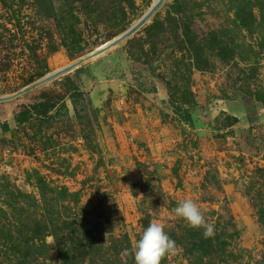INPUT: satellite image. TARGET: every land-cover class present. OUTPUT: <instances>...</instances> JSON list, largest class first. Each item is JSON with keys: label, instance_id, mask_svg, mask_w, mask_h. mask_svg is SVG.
I'll return each instance as SVG.
<instances>
[{"label": "rangeland", "instance_id": "rangeland-1", "mask_svg": "<svg viewBox=\"0 0 264 264\" xmlns=\"http://www.w3.org/2000/svg\"><path fill=\"white\" fill-rule=\"evenodd\" d=\"M94 1L0 0V98L13 96L0 100V261L16 263L17 242L64 264L68 237L104 233L106 248L126 234L139 264H264V0H165L117 45L15 95L121 36L157 0H117L118 18ZM238 4L253 8L251 27ZM212 31L233 59L195 54L190 40ZM168 84L192 93L193 125L174 113ZM44 94L66 108L19 125Z\"/></svg>", "mask_w": 264, "mask_h": 264}, {"label": "trees", "instance_id": "trees-1", "mask_svg": "<svg viewBox=\"0 0 264 264\" xmlns=\"http://www.w3.org/2000/svg\"><path fill=\"white\" fill-rule=\"evenodd\" d=\"M38 3H42V1L45 0H37ZM67 1V0H66ZM87 1L86 8L91 4L93 0H84ZM121 2V0H119ZM95 6H104L106 11L110 12V17L115 16L116 18L118 13V6H117V0H95ZM103 2V4H102ZM69 3V2H68ZM70 4V3H69ZM52 8V6L50 7ZM261 9V18L264 21V11L263 8ZM105 11V12H106ZM53 16L55 17V13L53 11ZM236 19L239 22L240 26L242 27H251L255 24V22L258 21L256 14L254 13L253 8L246 9V7L238 4L237 10H236ZM68 32L70 35L77 34L76 28L73 24H69L68 26ZM138 43L134 45L130 44L129 48V55L135 59V60H141L146 52L144 44L137 40ZM194 41L190 40V46L192 47V50H194L195 54L204 56L206 55V51H213L216 55H218L223 61H230L235 57L236 49L233 48L230 44L227 42L225 43L219 36L217 31H212L209 33V35L206 38H203L202 41ZM182 46H180L181 48ZM58 49V47L54 46L50 49V52H54ZM153 53L157 52V47L154 45L153 48H151ZM47 66L46 61H44L43 68H39V70L36 71V74L32 75L30 77V81H27L26 84L31 83L41 77H43L46 73ZM81 68H77L76 72L79 73ZM70 79V78H69ZM71 80V79H70ZM72 89H74V93L72 94V98H78L80 97L81 93L79 91L78 85L71 80V86ZM182 87V88H181ZM177 86L174 87L172 84H168V91H169V102L172 106V109L174 113L177 115V117L184 123L193 125L194 118L193 113L191 110V105L194 102L193 95L188 91L186 86ZM70 89V91L72 90ZM257 96V94H256ZM258 99H262L261 97H257ZM64 100V98H60L58 100H55L52 98V96H49L48 94H44L42 98L32 104L24 105L22 110H20L16 115L15 119L16 122L21 125L25 122L29 121H39L40 123H43L44 121H47L51 118V112L56 109V107L59 104H63L60 102V100ZM64 108H66V104L64 102L63 104ZM53 117V115H52ZM238 118H234L233 123H237ZM147 171V170H146ZM150 215L144 220L145 226L147 228L151 229V225L149 223L150 221ZM69 224H71L69 222ZM54 236L60 243H65L64 240H62L59 237V234L57 230L55 229L53 231ZM101 237H95V236H87L84 240L81 239V242H78L74 238H67L68 246L63 248L62 251V257L64 260V264H139L138 259L136 257L132 242L130 238L123 234L120 237H113L111 242L109 243V247H104V244L106 242V238L104 237V233H102ZM165 235V233H164ZM163 235V236H164ZM159 236H157V239ZM179 241V239H178ZM207 241L211 243V239L208 238ZM30 244V243H29ZM26 245V249H24L20 244L12 243V248L15 256H16V263L15 264H46L44 261L40 262L38 261L39 258L34 254L31 249L30 245ZM95 244L99 245L94 249ZM88 246H93L88 248ZM188 249V248H187ZM191 253V250H189ZM0 264H5L4 262L0 261Z\"/></svg>", "mask_w": 264, "mask_h": 264}, {"label": "water", "instance_id": "water-1", "mask_svg": "<svg viewBox=\"0 0 264 264\" xmlns=\"http://www.w3.org/2000/svg\"><path fill=\"white\" fill-rule=\"evenodd\" d=\"M165 0H157L156 3L149 9L148 12H146L144 14V16L138 20L130 29H128L126 32H124L121 36H119L118 38H116L115 40L111 41V42H107L104 46H102L101 48H99L98 50L92 52L91 54H89L88 56L82 58L81 60H79L78 62H75L73 64H70L64 68H61L60 70H57L56 72L46 76L45 78L39 80L38 82L24 88L21 92L15 94H21L22 92H26L29 89H32L38 85H40L41 83L47 82L49 80H52L54 78H57L58 76H60L63 73H66L68 71H70L71 69H73L75 66H78L80 63L88 60L89 58H92L100 53H102L103 51L111 48L114 45H117L118 43H120L121 41H123L124 39H126L128 36H130L132 33H134L139 27H141L144 23H146L150 17L155 13V11L161 6V4L164 2ZM13 96H9L6 98H10ZM6 98H0V100H4Z\"/></svg>", "mask_w": 264, "mask_h": 264}]
</instances>
